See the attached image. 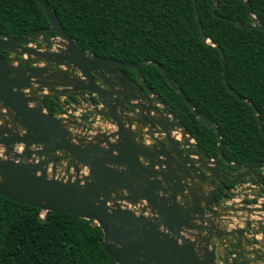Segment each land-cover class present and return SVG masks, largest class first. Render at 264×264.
<instances>
[{"label": "water", "instance_id": "1", "mask_svg": "<svg viewBox=\"0 0 264 264\" xmlns=\"http://www.w3.org/2000/svg\"><path fill=\"white\" fill-rule=\"evenodd\" d=\"M36 1L54 37H40L41 29L24 37L0 36V51L13 54L0 53V195L43 211L92 219L117 264H218L213 237L234 233L233 243L241 251L264 260V244L260 251L245 249L241 229L222 231L211 220L226 211L218 198L226 197L227 184L250 177L261 162L232 163L242 170L233 178L223 173L207 153L189 144L191 136L181 122L143 80V64L78 48L49 3ZM241 1L252 16L249 0ZM252 17L253 26L264 31V24ZM17 55L24 57L14 61ZM122 67L135 69L136 78ZM224 79L228 86L225 74ZM46 97L71 113L60 98L73 108L87 106L91 121L48 113ZM177 127L189 139L169 138ZM213 127L219 156L231 163ZM143 139L154 142L145 145ZM56 154L84 171L75 168L72 180L57 179L54 169L50 176Z\"/></svg>", "mask_w": 264, "mask_h": 264}, {"label": "trees", "instance_id": "2", "mask_svg": "<svg viewBox=\"0 0 264 264\" xmlns=\"http://www.w3.org/2000/svg\"><path fill=\"white\" fill-rule=\"evenodd\" d=\"M46 1L78 48L143 64L148 87L221 170L237 169L220 158L213 126L228 160L264 167V31L252 17L264 24V0H249L252 16L241 0ZM48 26L36 0H0L1 37L38 29L39 36L54 37ZM122 70L136 77L135 69ZM43 104L48 113H67L52 98ZM252 179L264 193V175ZM103 237L92 219L0 195V264H117Z\"/></svg>", "mask_w": 264, "mask_h": 264}, {"label": "flooded vegetation", "instance_id": "3", "mask_svg": "<svg viewBox=\"0 0 264 264\" xmlns=\"http://www.w3.org/2000/svg\"><path fill=\"white\" fill-rule=\"evenodd\" d=\"M45 38V37H42ZM51 38V37H48ZM38 43H42V41H39ZM6 52V51H4ZM7 54H2L5 57H13V54L6 52ZM24 56L23 55H17L14 58V61H18L20 58L22 59ZM127 75V74H126ZM128 76V75H127ZM130 77V76H129ZM132 78H136V77H132ZM65 104H67L68 106L71 105L73 107L72 104L68 103L67 101H63ZM83 109V108H82ZM80 110L81 112L78 113L77 115H67L70 118H74V119H79L80 117H83L82 121L85 122H89L91 121V116L87 115L86 112H84L85 108L83 110ZM63 114H67V113H63ZM74 116V117H73ZM199 117V116H198ZM137 125H133L132 127V131H136L138 128ZM146 128V129H144ZM144 130H147V126L144 127ZM104 129H109V126H106V128ZM175 129H179L181 130L179 127L175 128ZM173 129V130H175ZM169 133V138L170 137ZM182 135V134H181ZM180 136V134H179ZM184 139H189V135L186 136V134H183ZM145 140L147 139H143V143L145 142ZM148 143H153V140H147ZM189 144L191 146L193 145H197L195 143V140L191 137V140H188ZM193 148V147H192ZM204 152V151H203ZM210 157V156H209ZM211 158V157H210ZM213 159V158H212ZM223 160V159H222ZM213 161L215 162V160L213 159ZM230 161V160H229ZM231 162V161H230ZM261 162V161H260ZM227 163V162H225ZM233 162L231 163H227L229 165H232ZM216 164V162H215ZM237 164V163H234ZM262 164V162H261ZM217 165V164H216ZM260 168V172L256 173L254 171H252V175L248 178H252L258 175H264V167L258 166V168ZM220 168V167H219ZM237 170L231 172H227L224 170H220L228 175H232L233 176L236 173H239L240 171H242L240 168L235 167ZM256 168V169H258ZM254 170V169H253ZM246 178H243L241 180L238 181L237 185H232V184H227V186L229 187V191L226 193V197L225 198H218V206L220 209H226V211L224 213H222V215H217V216H212L211 220H212V224L215 225L217 228H221V230L225 231V230H233V229H241L243 236L245 239H247V241L243 242V247L245 249H257L258 251H260L261 247L263 246L262 244H264V230H263V226H264V193L262 192V190L260 189V185L258 184V186L256 184H254V187L257 188L258 190H254L252 189L255 193V195H253L252 193H246L247 191V185L245 184L244 180ZM240 183H242V186L239 185ZM240 187V188H239ZM235 188V189H234ZM238 188L240 190V195H238ZM228 193H234V196L232 194H228ZM246 194V195H245ZM235 199L236 201H231L228 202L231 199ZM240 201H244L243 204H240ZM239 202V203H238ZM243 207V209H242ZM244 207H249V208H255L257 209L255 212H251V211H247ZM245 219V220H244ZM224 222H226L224 224ZM221 225V227H220ZM223 227V228H222ZM235 235V233H234ZM232 236H222L223 239H219L216 240L215 237H213V241L215 242V250H214V258L215 261L218 264H236L237 262H242V261H248L249 264H255V263H259V264H264V260H258L255 258L254 254H247L243 251H241L236 243H233V239H235V237ZM238 237V235H236ZM254 239L258 240V244H256L254 241ZM223 242V244H222ZM250 244L251 247L247 248L246 244ZM254 245V246H252ZM227 248V250H226ZM230 248H234L235 251H232Z\"/></svg>", "mask_w": 264, "mask_h": 264}, {"label": "rangeland", "instance_id": "4", "mask_svg": "<svg viewBox=\"0 0 264 264\" xmlns=\"http://www.w3.org/2000/svg\"><path fill=\"white\" fill-rule=\"evenodd\" d=\"M133 69V68H132ZM61 152H59L60 154ZM63 153V152H62ZM59 154H56V157H58ZM71 160H63L61 157H58L57 161L55 163L52 164V168H51V165H50V168L48 170V173L49 175L51 176L52 175V170L54 169L55 172H56V178L59 179V180H63V179H66V180H72L74 178L73 173H71L72 171L74 173L75 172V168H79L81 169L82 171H84L83 168H81L82 166L78 165L77 162H73L72 164L70 163ZM72 165L74 166V168L72 167ZM63 168H65V171L63 172ZM71 169V170H70ZM65 174V176H64ZM245 184L247 185V191L246 193H252L253 195H255L256 192H254L252 189L254 190H258L257 188L254 187V184H256L254 182V179L252 178H246L244 180ZM239 185L242 186V183H240ZM257 185V184H256ZM258 186V185H257ZM240 188V187H239ZM238 188V195H240V190ZM235 189V188H234ZM246 195V194H245ZM245 220V219H244ZM256 244L259 245L258 243V240L257 239H254V241Z\"/></svg>", "mask_w": 264, "mask_h": 264}, {"label": "crops", "instance_id": "5", "mask_svg": "<svg viewBox=\"0 0 264 264\" xmlns=\"http://www.w3.org/2000/svg\"><path fill=\"white\" fill-rule=\"evenodd\" d=\"M153 95V94H152ZM154 95H155V93H154ZM62 101H65V99L64 98H60ZM68 106V105H67ZM68 108L69 109H73V112L71 113V114H73V115H77L78 113H80L81 111V109H78V108H73L71 105H69L68 106ZM82 108L84 109H87L88 107L87 106H82ZM67 112L68 113H70V111L69 110H67ZM68 113L67 114H59L58 116H67L68 115ZM84 123H88V121L87 122H85V121H83ZM133 127V126H132ZM144 128V127H143ZM144 129H146V128H144ZM181 129V128H180ZM75 132V131H74ZM75 133H81L80 132V129H77L76 130V132ZM169 133H171L170 134V137H173L174 139H176V140H179V139H184V137H183V131L182 130H179V129H175V130H172V131H170ZM179 134H180V136H179ZM182 134V135H181ZM185 135V134H184ZM188 134H186V136H187ZM144 144L145 145H150V143H148V141L147 140H145V142H144ZM142 159V158H141ZM236 201L234 198L233 199H231V200H229L228 202H231V201ZM226 222H224V224H225ZM220 227H221V225H220ZM223 228V227H222ZM252 246H254V245H252ZM246 247L247 248H250L251 247V245L248 243V244H246ZM255 264H259V263H255Z\"/></svg>", "mask_w": 264, "mask_h": 264}, {"label": "clouds", "instance_id": "6", "mask_svg": "<svg viewBox=\"0 0 264 264\" xmlns=\"http://www.w3.org/2000/svg\"><path fill=\"white\" fill-rule=\"evenodd\" d=\"M40 37H41V36H40ZM43 45H44V44H43ZM65 105L67 106V104H65ZM67 107H68V106H67ZM63 108H64V107H63ZM64 109H65V108H64ZM66 111H67V109H66ZM67 113H68V112H67ZM69 114H71V112H70V113H68V115H69ZM57 115H59V114H57Z\"/></svg>", "mask_w": 264, "mask_h": 264}]
</instances>
